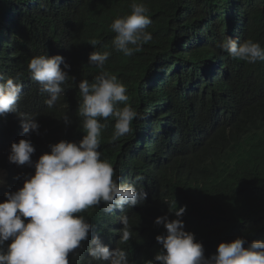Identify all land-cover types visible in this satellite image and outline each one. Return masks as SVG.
Returning <instances> with one entry per match:
<instances>
[{"label": "clouds", "instance_id": "9594fccd", "mask_svg": "<svg viewBox=\"0 0 264 264\" xmlns=\"http://www.w3.org/2000/svg\"><path fill=\"white\" fill-rule=\"evenodd\" d=\"M83 1L0 0V264H264V233L225 231L207 245L190 213L220 188L212 153L229 143L256 147L253 136L233 140L219 128L244 114L229 79L235 62L264 61L255 40L264 0L187 1L157 16L133 0L109 31L99 11L102 31L86 40L101 35L125 56L152 52L148 68L134 85L122 83L104 70L111 51L92 40L95 50L80 60L100 71L78 84V120L65 115L30 141L40 128L31 100L54 107L67 94L70 62L63 43L39 31L27 37L17 16L22 3L58 10ZM131 93L143 97V112L128 103ZM6 124L19 130L8 140ZM178 173L181 184L170 179Z\"/></svg>", "mask_w": 264, "mask_h": 264}, {"label": "trees", "instance_id": "16d2710c", "mask_svg": "<svg viewBox=\"0 0 264 264\" xmlns=\"http://www.w3.org/2000/svg\"><path fill=\"white\" fill-rule=\"evenodd\" d=\"M4 1L17 2V0ZM19 1L25 2V0ZM105 1L107 6L100 10L101 3L95 0H84L80 5L58 10L45 3L40 8L36 4L22 3L21 13L17 18L26 36L30 37L34 31H39L47 34L57 44L63 43L70 62L67 94H62L54 107L49 108L45 98L31 100L30 115L37 117L40 128L39 134L29 133L30 141L38 140L43 134L60 127L65 115H68L70 120H78L77 110L82 101L78 84L82 79L91 82L93 76L100 71L99 68L91 65L89 60L88 65L80 60L82 52L87 51L88 55L89 50H95L90 44L92 40L99 42L96 45L97 51H111L104 70L116 75L122 83L124 81L126 84L134 85L138 75L148 68L152 52L139 56H125L107 47L106 39L101 35L99 38L86 40V37L98 36L102 31L95 27L99 11H106L102 18L104 31H109L111 19L131 13L130 5L133 0ZM187 1L194 0H142L150 5L149 16L169 15L170 12H176L178 7L187 5ZM200 2L205 0H196V5ZM256 36L255 40L264 47V28H258ZM152 44L155 45L156 42L153 41ZM229 79L238 93L244 114L240 121L228 116L224 117L219 132L222 137H230L233 140L241 138L244 134L251 135L256 139V147L245 148L229 143L212 153L214 171L217 173L216 182H220V188L214 190L209 198L198 202L190 210L191 225L198 229L199 239L204 240L207 245L214 243L215 238L225 231L246 237L264 233V61L257 64L236 61ZM131 97L128 103L132 104L138 113L143 112V97L135 93H131ZM18 131L16 126L6 124L2 136L6 134L8 140L16 136ZM170 179L174 183L181 184L186 180V175L178 173L172 175ZM239 182L243 184L240 191L222 193L225 184ZM140 209L145 211V206L142 205Z\"/></svg>", "mask_w": 264, "mask_h": 264}, {"label": "rangeland", "instance_id": "374dc122", "mask_svg": "<svg viewBox=\"0 0 264 264\" xmlns=\"http://www.w3.org/2000/svg\"><path fill=\"white\" fill-rule=\"evenodd\" d=\"M0 183H1V186H4L5 185V183H6V177H5V175H1L0 176Z\"/></svg>", "mask_w": 264, "mask_h": 264}]
</instances>
